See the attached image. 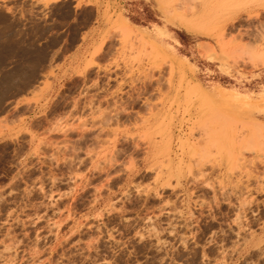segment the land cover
<instances>
[{
	"label": "rangeland",
	"instance_id": "374dc122",
	"mask_svg": "<svg viewBox=\"0 0 264 264\" xmlns=\"http://www.w3.org/2000/svg\"><path fill=\"white\" fill-rule=\"evenodd\" d=\"M239 1L196 37L224 76L93 1L0 0V264H264V0Z\"/></svg>",
	"mask_w": 264,
	"mask_h": 264
},
{
	"label": "crops",
	"instance_id": "0c3cea01",
	"mask_svg": "<svg viewBox=\"0 0 264 264\" xmlns=\"http://www.w3.org/2000/svg\"><path fill=\"white\" fill-rule=\"evenodd\" d=\"M69 0H57L52 4H59L61 2H66ZM73 4H80L81 0H72ZM86 1V0H85ZM89 4L95 7L93 4H100L98 10L99 22L102 24L106 23V19L109 14L115 13L119 14L120 19L133 31L137 32L141 37L152 43L154 46L159 47L163 52L170 57L175 54L176 50H183L187 47L191 50L192 55L189 57H180L183 65L186 67L187 71H199L200 66L205 64L210 66H216L217 72L224 76H229L232 72L229 71L220 60L217 59L216 54L209 52L207 42L197 39L198 33L189 31L184 27L174 23L172 21L169 10L163 8L160 4L168 3L167 0H90ZM239 13V12H238ZM191 42L189 46L185 43V47L182 45L184 42ZM202 49L210 53L208 57H204L201 54ZM211 55V57H210ZM188 56V55H187ZM211 87H220L221 90L218 92L219 95H222L223 91L235 88H224L219 85H207L206 88L210 92ZM263 91L264 87L260 90ZM241 95H248L249 98L247 102L251 103V96L246 93H241ZM259 92V93H260ZM213 96V94H211ZM259 95V94H258ZM214 97H216L214 95ZM258 98V97H257ZM246 102V101H245ZM264 114V113H263Z\"/></svg>",
	"mask_w": 264,
	"mask_h": 264
},
{
	"label": "bare ground",
	"instance_id": "6f19581e",
	"mask_svg": "<svg viewBox=\"0 0 264 264\" xmlns=\"http://www.w3.org/2000/svg\"><path fill=\"white\" fill-rule=\"evenodd\" d=\"M56 1V0H54ZM168 1V0H167ZM239 1V0H238ZM238 1L237 0H201V6H200V10L199 11H193V8L195 7L194 4H193V8L191 9L193 12H190V13H187L189 12L188 10H184L183 12H178V13H172L169 14L171 15L172 17V21L180 26H182V28L184 27L185 29L189 30V31H192V32H195V33H199V34H203V35H209L210 31H207L208 28L206 29L207 26L210 25V23H212L215 19H219V17L223 14L224 15V12L226 14V12L228 10L232 11L234 7H236L238 4ZM240 2V1H239ZM161 5H164L165 6H169V4H161ZM171 6L173 4H170ZM245 5V4H242V6ZM176 6V5H174ZM179 7V6H178ZM198 7V6H197ZM240 7H241V4H240ZM239 5L237 6V10L238 8H240ZM188 8V7H187ZM190 8V7H189ZM178 9V8H177ZM180 9V8H179ZM186 9V8H185ZM195 9V8H194ZM191 15V16H190ZM225 17V16H224ZM223 17V19H224ZM218 21V20H217ZM212 26V25H211ZM214 26V25H213ZM223 27V26H222ZM211 31L213 29H210ZM38 91V90H37ZM79 105V104H78ZM147 105V104H146ZM217 110V108H216ZM126 111V110H125ZM117 112V111H116ZM222 113V112H221ZM225 114V112H224ZM222 114V115H217V114H211L210 117H208V121L207 123H205L203 126L205 128L209 127L210 125H212L211 123L215 122L216 123L218 122L219 125L220 123H223L225 125V121L222 122L221 119L225 120L226 116ZM224 115V116H223ZM227 115V114H226ZM117 117V116H116ZM231 119V118H230ZM220 120V121H219ZM37 121V120H36ZM232 121V120H231ZM227 123V122H226ZM220 125V129L217 128V131H214L212 132L213 133V144L215 145H218V149H219V153L221 155H225L228 159V161L233 157L232 156V139L229 138L227 135H224L223 134V127L222 125ZM56 125V124H55ZM218 125V127H219ZM59 127V126H58ZM57 128V127H56ZM264 129V124L260 123L259 121H255L253 123V125L250 126L249 130H250V133L251 134H255L257 135L259 133L260 130H263ZM65 131V130H64ZM63 131V132H64ZM211 131V129H210ZM262 132V131H261ZM209 134V132L207 133ZM211 134V132H210ZM236 134V133H235ZM206 136V135H205ZM207 137H210V136H207ZM252 136H250V138H248V140L250 141V143L252 142L251 139ZM254 139H258V137H253ZM52 139V138H51ZM244 139V138H243ZM212 140V139H211ZM51 141V140H50ZM236 141V140H235ZM242 141V140H240ZM147 144H148V147H149V151L146 153V159H151L153 157H156V156H165V155H168V152H169V143L168 142H155L153 140L152 137H148L147 140H146ZM238 142V141H237ZM258 142V140H257ZM136 143V142H135ZM262 144V143H261ZM146 148V147H145ZM145 152V151H144ZM234 152V151H233ZM131 154V153H130ZM218 154V153H217ZM239 159V158H238ZM166 160V159H165ZM150 161V160H149ZM111 166V165H110ZM233 166V165H231ZM113 168V167H112ZM116 169V168H115ZM119 171V170H118ZM109 175V173H108ZM109 181V180H108ZM108 183V182H107ZM95 189V188H94ZM98 193V192H97ZM95 194V193H94ZM95 200H97V198L95 197L94 198ZM94 201V200H93ZM96 204V203H95ZM9 249V248H8ZM12 249V248H11ZM55 249V248H54ZM10 251V250H9ZM52 251V250H51ZM53 252V251H52ZM15 253V252H14ZM51 256V254H50ZM10 258V257H9ZM10 261V260H9ZM14 261V260H13ZM51 262V261H50ZM49 262V263H50ZM45 263V262H44Z\"/></svg>",
	"mask_w": 264,
	"mask_h": 264
}]
</instances>
